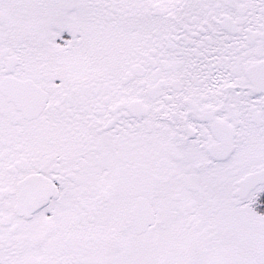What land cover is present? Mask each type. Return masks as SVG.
Returning a JSON list of instances; mask_svg holds the SVG:
<instances>
[{
    "label": "snow or ice",
    "instance_id": "1",
    "mask_svg": "<svg viewBox=\"0 0 264 264\" xmlns=\"http://www.w3.org/2000/svg\"><path fill=\"white\" fill-rule=\"evenodd\" d=\"M0 264H264V0H0Z\"/></svg>",
    "mask_w": 264,
    "mask_h": 264
}]
</instances>
